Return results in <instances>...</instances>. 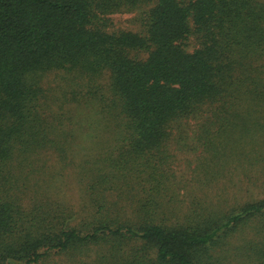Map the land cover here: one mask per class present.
Instances as JSON below:
<instances>
[{
	"label": "trees",
	"instance_id": "trees-1",
	"mask_svg": "<svg viewBox=\"0 0 264 264\" xmlns=\"http://www.w3.org/2000/svg\"><path fill=\"white\" fill-rule=\"evenodd\" d=\"M233 263L264 264V0H0V264Z\"/></svg>",
	"mask_w": 264,
	"mask_h": 264
},
{
	"label": "rangeland",
	"instance_id": "rangeland-1",
	"mask_svg": "<svg viewBox=\"0 0 264 264\" xmlns=\"http://www.w3.org/2000/svg\"><path fill=\"white\" fill-rule=\"evenodd\" d=\"M137 12H127V13H116L112 15L114 28H124V29H139V23L136 21ZM185 163L180 165V168L183 169ZM236 264V263H233Z\"/></svg>",
	"mask_w": 264,
	"mask_h": 264
}]
</instances>
